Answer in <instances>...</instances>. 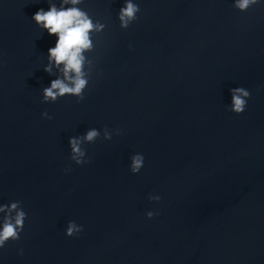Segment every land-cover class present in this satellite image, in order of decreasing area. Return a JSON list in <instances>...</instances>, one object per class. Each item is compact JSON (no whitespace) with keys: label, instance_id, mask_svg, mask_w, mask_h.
<instances>
[{"label":"water","instance_id":"obj_1","mask_svg":"<svg viewBox=\"0 0 264 264\" xmlns=\"http://www.w3.org/2000/svg\"><path fill=\"white\" fill-rule=\"evenodd\" d=\"M38 2L0 0V203L21 200L29 214L0 262L264 264V6L139 0L122 29V0H85L108 25L86 98L42 103L55 37L31 20L48 8ZM241 83L254 92L236 114L227 106ZM105 125L123 132L85 145L90 163L71 161L69 137ZM69 220L84 231L66 236Z\"/></svg>","mask_w":264,"mask_h":264},{"label":"clouds","instance_id":"obj_2","mask_svg":"<svg viewBox=\"0 0 264 264\" xmlns=\"http://www.w3.org/2000/svg\"><path fill=\"white\" fill-rule=\"evenodd\" d=\"M39 0L38 3H40ZM48 8H39L33 13L31 20L41 32L55 37L54 46L48 48L43 71L54 77L41 89L42 103H55L65 96L75 97L76 103L85 100V93L96 72V59L90 54L96 49L97 36L108 27L107 23L94 17L85 7V0H46ZM231 6L241 13H246L254 7L264 6V0H231ZM142 12L139 0H122L116 14L119 26L128 29L140 18ZM131 48L132 45L129 44ZM231 103L228 110L241 114L248 109L254 89L241 83L230 89ZM42 118L52 120L53 115L47 110L41 113ZM122 129H112L105 125L103 129L90 127L79 135H72L68 140L70 159L76 165L91 162L85 147L101 136L104 140H112L114 135H121ZM129 170L139 174L145 167L146 157L142 152H135L129 157ZM71 167L64 172L70 173ZM150 201L159 202V194H149ZM28 212L21 200H11L0 203V250L5 249L9 242L19 241L28 220ZM146 217L151 220L159 215L155 209L146 211ZM84 231V225L76 220H69L64 234L74 237ZM18 255H24V249L19 248ZM2 264V262H0Z\"/></svg>","mask_w":264,"mask_h":264}]
</instances>
